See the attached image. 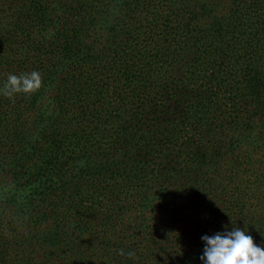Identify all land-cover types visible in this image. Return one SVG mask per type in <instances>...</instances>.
<instances>
[{
  "label": "trees",
  "instance_id": "obj_1",
  "mask_svg": "<svg viewBox=\"0 0 264 264\" xmlns=\"http://www.w3.org/2000/svg\"><path fill=\"white\" fill-rule=\"evenodd\" d=\"M234 226L264 248V0H0V264H202Z\"/></svg>",
  "mask_w": 264,
  "mask_h": 264
},
{
  "label": "clouds",
  "instance_id": "obj_2",
  "mask_svg": "<svg viewBox=\"0 0 264 264\" xmlns=\"http://www.w3.org/2000/svg\"><path fill=\"white\" fill-rule=\"evenodd\" d=\"M42 86V76L38 71L9 74L2 89L5 96L12 98L16 93L31 94ZM205 243L202 264H264V248L257 246L246 230L233 227L231 231L217 232L201 237ZM120 255H125L120 251ZM134 257V252L127 253Z\"/></svg>",
  "mask_w": 264,
  "mask_h": 264
}]
</instances>
